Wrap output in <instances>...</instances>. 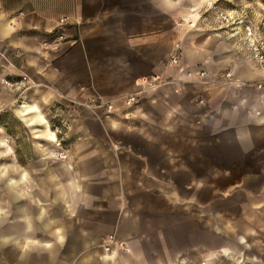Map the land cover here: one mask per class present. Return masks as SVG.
<instances>
[{"label": "rangeland", "instance_id": "374dc122", "mask_svg": "<svg viewBox=\"0 0 264 264\" xmlns=\"http://www.w3.org/2000/svg\"><path fill=\"white\" fill-rule=\"evenodd\" d=\"M1 3L13 13L41 12L57 19V28L63 27L67 40L78 29L68 24L70 19L59 25L72 14L73 0ZM188 12L189 17L184 15ZM146 20L141 19L143 26ZM152 21L167 27L168 33H126V40L128 47L141 46L138 37L143 36L141 49L147 48L144 51L154 56L157 65H148L138 50L123 49L121 44L93 51L97 63L106 59L112 63L104 70L102 65L94 66L97 79L105 81L109 71L111 82L128 86L104 96L90 95L115 101L110 113L103 107H88L90 96L61 103L54 92H47L50 87L41 89V81L26 72L17 73L16 79L28 77L19 89L2 80L0 264H264V153L256 161L257 156L246 154L245 148L231 146L233 132L228 128H212L215 111L232 102L235 88L222 83L229 71L236 69L251 79L239 87L241 98L264 91L256 85L264 73L255 49L258 45L264 54V0H174L173 25L159 17ZM135 22L140 21L126 17L127 26ZM177 43L180 63L171 65ZM138 71L133 84L126 81ZM156 73L162 82L143 90L139 103L129 108L120 101L141 89L139 79ZM163 86H168V104L156 102V90ZM26 99L39 106L56 140L43 132L44 124L28 125L16 113L15 106ZM170 106L184 112L172 115L173 130H166L164 113ZM83 138L101 145H69ZM151 138L190 142L169 152L150 144ZM85 151L94 156L79 162ZM165 153L171 154L169 161ZM66 165L75 173L86 169L93 174L84 193L70 187ZM26 201L32 229L19 208ZM64 203L67 208L60 212ZM54 212L60 225L42 230L41 219ZM77 232L87 240L70 258L62 252L41 263V257L31 262L24 256L28 251L41 255V247L64 251ZM111 234L122 245L106 250Z\"/></svg>", "mask_w": 264, "mask_h": 264}, {"label": "crops", "instance_id": "0c3cea01", "mask_svg": "<svg viewBox=\"0 0 264 264\" xmlns=\"http://www.w3.org/2000/svg\"><path fill=\"white\" fill-rule=\"evenodd\" d=\"M184 15L187 17L191 16L189 12ZM127 16L138 19L140 22H135L133 26H127ZM157 17L165 19L166 22L169 19L170 24L173 25L174 0H73V12L68 16V19H70L68 24L74 27L78 26L77 31L71 36L68 35L70 40L63 44V49H43L41 46L42 41L50 38L58 26V20L52 19L41 12L13 13L5 9L0 0V92L3 89L2 80L7 77L9 79L18 78L20 76L17 73L19 74L20 72H26L37 82L41 81V89L45 90L47 86L53 89V91L50 89L51 92H47L50 94L54 92L53 95L55 94V98L61 103L66 100L74 101L84 96L88 97L96 94L104 96L109 94L111 90L128 87L121 86L117 82H111L109 71L106 72L105 81L97 79V71L94 66L102 65L104 70V67H109L112 63L108 59L97 63L94 61L93 51L96 48L111 50L115 47L117 48L120 44L123 49L127 48L126 33L141 35L164 32L167 34V27L163 29V27L157 26L152 21V19ZM141 19H147V23L144 26ZM138 38L140 40L138 43L141 46L135 45L128 48L138 50L139 57L145 60L148 65H157L158 63L156 59L154 60V56L144 51L148 49H141L142 43H145L144 37ZM100 43H102V46H100ZM106 44L108 46H105ZM207 60L210 61L211 59L208 58ZM140 73L141 71H138V74L130 73L126 81L133 84ZM229 73L230 76L226 77V80L222 83L231 86L233 89L235 88V91L233 90L234 93L230 96L232 102L228 107L221 106L215 111L214 120L216 124L212 128L216 131L228 128L233 132L230 140L231 146L235 144L240 149L245 148L246 154L252 157L257 156L255 160L258 161L260 159L259 156L264 153V91H256L251 98H241L239 87L242 86L245 80L251 79H247V76L241 75L236 69L235 71L232 69ZM167 89L168 86H163L156 90V102L168 104ZM15 109L20 118L28 125L38 126L44 124L43 132L45 133L46 131V134L51 135L52 139L56 140V137L53 136L54 133L49 131L47 120L40 112L39 106L35 101L26 99L21 105H16ZM178 110L181 113L184 112L182 109H178L177 106H170L165 111L164 119L167 124L165 123L164 127H166V130H173L172 123L169 120ZM260 131L262 132L261 137H257L256 135ZM192 140H197V138H192ZM71 142L69 145L72 144L74 146L101 145L98 141L88 138L73 139ZM106 142L107 145L111 144V140H106ZM148 142L156 147H167L168 151L172 152L171 147L189 144L190 141L179 138H170L163 141L151 138L148 139ZM112 144L117 146V143L113 140ZM91 153L92 151H85L82 154L83 158L78 161L81 162L88 157L90 158L93 155ZM170 157L171 154H166L165 161H169ZM66 167L67 172H69L67 176L72 179L70 187L77 193H84L86 188L89 187L87 180L93 174L86 169L78 170L75 173V170H71L69 165H66ZM262 170L264 169L262 168ZM24 176L25 174L21 175L22 178ZM59 208L61 212L63 208H67V204L64 203V207L60 206ZM55 214L57 213L54 212L53 215L51 214L46 216L45 219H41V224H47L49 227L60 225L56 220ZM28 219L30 225L32 222L30 217ZM58 235L57 237H61ZM86 240L85 235L77 232L74 237L67 241L70 245L65 247L64 251H61L57 246L54 249H50L51 251H46L44 247H41V263L43 259H50L56 256L57 253L58 255L62 254V252L66 258L72 257L81 249L80 246L83 247V243ZM56 242L58 244L61 243L60 240Z\"/></svg>", "mask_w": 264, "mask_h": 264}, {"label": "built area", "instance_id": "2783aa9c", "mask_svg": "<svg viewBox=\"0 0 264 264\" xmlns=\"http://www.w3.org/2000/svg\"><path fill=\"white\" fill-rule=\"evenodd\" d=\"M223 18H225L226 20L228 19L227 16H223ZM67 20L68 18L61 19L59 25H64L67 22ZM62 28L63 27L61 26L59 28H56V30L51 34L50 38L42 41L41 46L43 49H57L66 42L67 37H66L65 32H63ZM255 49H256V57L260 60L262 71L264 73V54L260 52L258 45L255 47ZM179 63H180V44L177 43L173 52L170 55V64L179 65ZM227 76H230V73H228ZM27 79L28 77L26 75H23L22 78H19V79H16V78L7 79L6 78L4 80L5 81L4 83L9 88L19 89L20 87L25 85V82ZM161 82H162V78H161V75L159 74H155L151 77L141 78L137 82V84L141 87V89L139 91L130 92V93L123 95L122 97H120V101L124 105H127L129 108L133 107L135 104L139 103L140 94L143 92V90L149 87L158 85ZM256 85L259 89L264 88V79H262L261 81H258ZM88 100H89L87 104L88 107H92V108L103 107L107 113L112 112L115 106V101L113 100L103 101V100H100L96 96H90ZM117 245H122V243L118 239L115 238L114 234H111L106 240L104 247L106 250H110L112 247H115Z\"/></svg>", "mask_w": 264, "mask_h": 264}, {"label": "water", "instance_id": "95a60500", "mask_svg": "<svg viewBox=\"0 0 264 264\" xmlns=\"http://www.w3.org/2000/svg\"><path fill=\"white\" fill-rule=\"evenodd\" d=\"M17 204H18V203H17ZM19 208H20V210L22 211V213H24V214L27 216V218L30 217V215H31V211H30V203H29L28 201L20 203V204H19ZM27 225H28L29 229H32V228L34 227V224L31 223V224L29 225L28 221H27ZM40 225H41V229H42V230L46 229V227H49L47 224H41V223H40ZM58 236H62V234L59 233ZM28 237H29V236H28ZM40 238H41V237H40ZM10 241H17V239H16V238H14V239L12 238ZM40 241H41V239H40ZM37 254H38V255H37ZM24 256H25L27 259H29V261H31V262H34L35 259H36V257H41V255H39V253H35V252H31V251H28L27 253H25ZM29 261H27V262H29ZM23 263H24L23 261H22V262H21V261H15L13 264H23Z\"/></svg>", "mask_w": 264, "mask_h": 264}]
</instances>
